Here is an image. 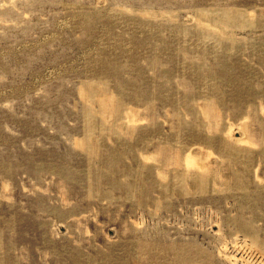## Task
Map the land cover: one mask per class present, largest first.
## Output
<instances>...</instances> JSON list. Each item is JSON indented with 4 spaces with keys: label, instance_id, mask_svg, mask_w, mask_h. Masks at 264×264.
Returning <instances> with one entry per match:
<instances>
[{
    "label": "rangeland",
    "instance_id": "1",
    "mask_svg": "<svg viewBox=\"0 0 264 264\" xmlns=\"http://www.w3.org/2000/svg\"><path fill=\"white\" fill-rule=\"evenodd\" d=\"M0 264H264V0H0Z\"/></svg>",
    "mask_w": 264,
    "mask_h": 264
}]
</instances>
